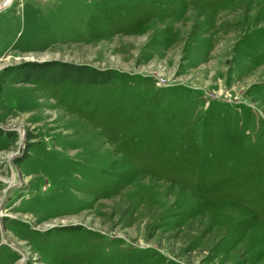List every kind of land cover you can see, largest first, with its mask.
I'll return each instance as SVG.
<instances>
[{"label":"rangeland","instance_id":"obj_1","mask_svg":"<svg viewBox=\"0 0 264 264\" xmlns=\"http://www.w3.org/2000/svg\"><path fill=\"white\" fill-rule=\"evenodd\" d=\"M0 264H264V0H2Z\"/></svg>","mask_w":264,"mask_h":264},{"label":"trees","instance_id":"obj_2","mask_svg":"<svg viewBox=\"0 0 264 264\" xmlns=\"http://www.w3.org/2000/svg\"><path fill=\"white\" fill-rule=\"evenodd\" d=\"M129 217L126 219V225L128 224V222H129ZM198 221V218H196V220H193V221H189V222H187L186 223V228L185 229H187V231L185 232V233H189L190 232V229H191V227H192V225H193V223L194 222H197ZM212 227H208V228H204L203 229V231H202V233H201V235L200 236H205L204 234H206V233H203L206 229H211ZM182 228H178V230H181ZM197 228L195 229V232H197ZM213 230V229H212ZM180 232V231H179ZM178 232V233H179ZM215 232V231H214ZM224 234V233H223ZM223 234H222V236H223ZM221 241V235L219 236V237H217L216 239H215V241H214V243H213V245H218L219 244V242ZM216 246H214V247H216Z\"/></svg>","mask_w":264,"mask_h":264},{"label":"water","instance_id":"obj_3","mask_svg":"<svg viewBox=\"0 0 264 264\" xmlns=\"http://www.w3.org/2000/svg\"><path fill=\"white\" fill-rule=\"evenodd\" d=\"M2 0L0 1V4H1ZM6 237H8V235L4 234ZM9 238V237H8Z\"/></svg>","mask_w":264,"mask_h":264}]
</instances>
